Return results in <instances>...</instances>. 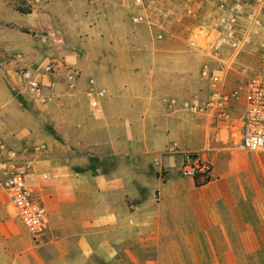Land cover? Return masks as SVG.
Wrapping results in <instances>:
<instances>
[{"label":"crops","instance_id":"crops-1","mask_svg":"<svg viewBox=\"0 0 264 264\" xmlns=\"http://www.w3.org/2000/svg\"><path fill=\"white\" fill-rule=\"evenodd\" d=\"M112 3L121 13L120 1ZM99 14L95 21L105 22ZM109 39L101 52L109 64L95 65L92 78L107 92L102 112L89 107L87 71L75 89L57 87L52 102L66 90L65 117L76 120L62 127L72 126L78 142L50 136L24 144L21 132L7 130L16 103L0 84V140L33 154L28 180L50 221L34 241L0 188V264H241L264 247V157H244L233 131L183 109L196 97L187 50L133 48L142 40L118 32ZM190 154L213 164L202 187L180 174Z\"/></svg>","mask_w":264,"mask_h":264},{"label":"built area","instance_id":"built-area-1","mask_svg":"<svg viewBox=\"0 0 264 264\" xmlns=\"http://www.w3.org/2000/svg\"><path fill=\"white\" fill-rule=\"evenodd\" d=\"M131 5V21L145 27L154 41H180L202 59L200 78L207 93L184 101L183 109L208 116L219 130L233 131V138L239 134L244 157L264 154V0H131ZM253 41H259L263 48L259 68L243 85L230 88L227 76ZM61 72L62 66L51 62L40 68L23 66L17 70L22 90L41 105L56 99ZM78 78L79 73L68 70L70 89H75ZM86 96L90 109L100 114L107 92L91 79ZM171 104L177 101L173 99ZM238 107L242 108L240 129L235 116ZM32 155L27 148L10 147L0 140V188L17 219L34 241H39L46 235L50 221L46 206L35 196L28 180ZM180 174L205 185L212 177L213 164L210 159L190 154Z\"/></svg>","mask_w":264,"mask_h":264},{"label":"rangeland","instance_id":"rangeland-1","mask_svg":"<svg viewBox=\"0 0 264 264\" xmlns=\"http://www.w3.org/2000/svg\"><path fill=\"white\" fill-rule=\"evenodd\" d=\"M119 1L121 13L116 9V3H112L118 0H0V84L9 90L16 103L5 117L8 132H21L25 136L24 144L45 140L50 136L59 143L68 139L78 142L80 138L72 126L62 127L69 123L72 125L76 120L74 117L69 120L65 117L66 112L62 107L64 101L61 100L67 96L66 90L62 91L65 96L57 103L41 105L20 87L16 76L18 67L40 68L48 62L61 65L62 72L57 76L59 89V86L63 88L67 83L68 70L79 73V80L85 71L87 80L97 77L95 65H100L102 61L109 64L110 56H102L101 52L111 48L113 41L109 35L113 32H118L123 38L137 37L142 40L130 42L133 48H147L151 43L158 47H181L187 50L177 40L154 41L145 27L131 21V0ZM102 10L105 22L99 18L96 22L94 16L98 12L102 14ZM123 42L125 44L126 39ZM262 49L259 41L248 45L247 53L241 57L239 65L227 76L230 88L243 85L248 77L257 72ZM191 53L187 52L197 65L192 73L193 95L203 97L207 93V86L200 78L202 59ZM178 90L183 96L191 93L188 87ZM241 114L242 108L239 107L235 111L238 129L241 127ZM234 139L239 142V134H235ZM258 155L264 157V154ZM250 251L245 257L241 256V264H264V247Z\"/></svg>","mask_w":264,"mask_h":264},{"label":"trees","instance_id":"trees-1","mask_svg":"<svg viewBox=\"0 0 264 264\" xmlns=\"http://www.w3.org/2000/svg\"><path fill=\"white\" fill-rule=\"evenodd\" d=\"M195 183H196L197 187H202L203 186V184L200 181H198V180H195Z\"/></svg>","mask_w":264,"mask_h":264}]
</instances>
